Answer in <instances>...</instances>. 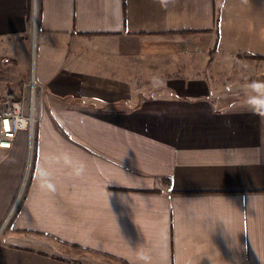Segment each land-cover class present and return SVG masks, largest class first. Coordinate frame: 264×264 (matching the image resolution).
<instances>
[{"label":"crops","instance_id":"crops-1","mask_svg":"<svg viewBox=\"0 0 264 264\" xmlns=\"http://www.w3.org/2000/svg\"><path fill=\"white\" fill-rule=\"evenodd\" d=\"M31 58L0 264H264V0H0V109Z\"/></svg>","mask_w":264,"mask_h":264},{"label":"built area","instance_id":"built-area-1","mask_svg":"<svg viewBox=\"0 0 264 264\" xmlns=\"http://www.w3.org/2000/svg\"><path fill=\"white\" fill-rule=\"evenodd\" d=\"M37 88L40 95L42 89L33 78L29 84L24 83L23 91L16 100H12L8 106L0 109V148L10 149L19 131L32 136L36 122Z\"/></svg>","mask_w":264,"mask_h":264},{"label":"rangeland","instance_id":"rangeland-1","mask_svg":"<svg viewBox=\"0 0 264 264\" xmlns=\"http://www.w3.org/2000/svg\"><path fill=\"white\" fill-rule=\"evenodd\" d=\"M245 58H251V57H245ZM6 63H8V61L6 60V62H5V64ZM2 64V63H1ZM257 67L256 68H258L259 69V66L258 65H256ZM4 67H6L5 65H4ZM3 67V65L1 66V69H0V91H2V89L4 88V86L6 87V85H7V81H9V79L6 77V76H8V73H9V71H8V69H6V68H4ZM246 70H250L249 69V65L248 64H246V66L244 67ZM254 69V68H253ZM20 71V69H19V67H13L12 68V73H14L15 75L16 74H18V72ZM34 73H35V70H34V60H33V58H31V61H30V68H29V71H28V74H27V76L24 78L25 80H24V82H22V80L19 82V84L18 85H20L21 83L22 84H24V83H26V84H29L31 81H32V79L34 78L33 76H32V74L34 75ZM225 83H227V82H225ZM22 86V90H21V92L23 91V85H21ZM20 86V87H21ZM39 89L37 88L36 89V92H37V96H36V106L38 105V102H39V98H40V95L38 94L39 92ZM26 92H28V88H26ZM21 94V93H20ZM6 95V93H2V97H4ZM19 96V94L17 95V97ZM7 97V96H6ZM6 97H5V103H7V99H9L8 97H7V99H6ZM17 98L15 97V99H13V100H16ZM5 106V105H4ZM36 123V122H35ZM35 123H34V128H35ZM34 128H33V134H32V136L30 137V135L29 134H27L26 133V135H27V142H28V145H29V147H28V159H27V164H26V167H25V171H24V174H23V177H22V180H21V183H20V187H19V190H18V194H17V196H16V198H15V202L13 203V205H12V209H11V211L9 212V214H8V218H7V220H5V223L3 224V226L0 228V238H2V237H4L5 235H6V233L8 232V227L10 226V224H11V221H12V218L14 217V214L16 213V211H17V209H18V207H19V204H20V202H21V200H22V197H23V195H24V191H25V188H26V185H27V182H28V179H29V175H30V170H31V166H32V150H33V141H34ZM19 132H21V131H19ZM25 133V132H24ZM60 245V247L61 248H63V249H65V248H67V247H65V246H62V244H59ZM71 249V248H70ZM67 251H70L69 249H66ZM71 251L73 252V253H76V252H82V251H79V250H75V248H73L72 247V249H71ZM103 259L104 260H109V259H107V258H105L104 256H103ZM109 261H111L113 264H123V263H121V262H118V261H116V260H109Z\"/></svg>","mask_w":264,"mask_h":264},{"label":"trees","instance_id":"trees-1","mask_svg":"<svg viewBox=\"0 0 264 264\" xmlns=\"http://www.w3.org/2000/svg\"><path fill=\"white\" fill-rule=\"evenodd\" d=\"M255 57L258 58V56H255ZM72 247L75 248V249H78V246L77 245H72Z\"/></svg>","mask_w":264,"mask_h":264}]
</instances>
